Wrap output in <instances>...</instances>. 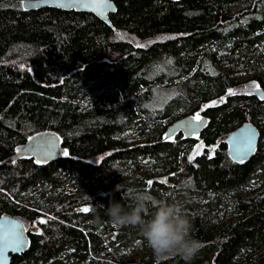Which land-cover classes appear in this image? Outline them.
Masks as SVG:
<instances>
[{
	"label": "trees",
	"instance_id": "trees-1",
	"mask_svg": "<svg viewBox=\"0 0 264 264\" xmlns=\"http://www.w3.org/2000/svg\"><path fill=\"white\" fill-rule=\"evenodd\" d=\"M23 1L0 0V217L29 238L11 264H156L106 212L135 191L182 201L203 245L161 264H264V101L236 90L264 87V0H111V26ZM197 114L200 136L164 140ZM245 123L260 140L241 163L227 138ZM41 134L59 136L56 161L18 155Z\"/></svg>",
	"mask_w": 264,
	"mask_h": 264
},
{
	"label": "water",
	"instance_id": "water-1",
	"mask_svg": "<svg viewBox=\"0 0 264 264\" xmlns=\"http://www.w3.org/2000/svg\"><path fill=\"white\" fill-rule=\"evenodd\" d=\"M180 2L181 0H170ZM25 10H38L41 8H56L64 11L90 13L111 26L110 15L117 11L111 0H25ZM247 92L246 90L244 91ZM258 99L264 101V87L260 86L249 91ZM195 117V116H193ZM193 117H185L174 122L166 131L164 140L172 139L182 134L185 139L200 136L208 124L206 117L195 121ZM168 137V139H166ZM260 133L252 123H245L234 130L228 137L229 152L233 160L248 161L258 148ZM62 143L56 134H41L34 138L22 150L24 156L35 158L40 163L56 161L61 155ZM19 236L23 243L16 246L14 241ZM29 245L28 231L20 220L10 217H0V264H11L14 256L24 253Z\"/></svg>",
	"mask_w": 264,
	"mask_h": 264
},
{
	"label": "clouds",
	"instance_id": "clouds-1",
	"mask_svg": "<svg viewBox=\"0 0 264 264\" xmlns=\"http://www.w3.org/2000/svg\"><path fill=\"white\" fill-rule=\"evenodd\" d=\"M118 186V189L119 190ZM123 199L125 203L112 200L106 208L110 221L118 226H137L151 249L156 264L173 256L190 262L203 247L192 236V222L184 211L182 201L155 200L151 195L135 191ZM155 211L149 215V205Z\"/></svg>",
	"mask_w": 264,
	"mask_h": 264
},
{
	"label": "rangeland",
	"instance_id": "rangeland-1",
	"mask_svg": "<svg viewBox=\"0 0 264 264\" xmlns=\"http://www.w3.org/2000/svg\"><path fill=\"white\" fill-rule=\"evenodd\" d=\"M122 34V33H121ZM125 38H127L128 40H130L131 42H133L134 44H142V45H146L147 43H149L148 41H141V40H139L138 38H136V37H134V36H127V37H125ZM254 76V74L253 75H248V76H240V79L241 80H244V79H246V78H250V77H253ZM254 85H259L257 82H255V81H251V82H248V83H243V84H241L236 90H238V91H245V90H252V89H255V88H257V87H255ZM259 87H260V85H259ZM21 151H22V148L20 149V151H19V156H21ZM204 151V145H203V143L202 142H200V143H198L197 144V146H196V148H195V150L193 151V153H192V156L194 157V156H196L197 154H200V153H202ZM101 158L100 157H97V158H89L88 160L89 161H95V162H97V161H99ZM35 228V227H34Z\"/></svg>",
	"mask_w": 264,
	"mask_h": 264
},
{
	"label": "snow or ice",
	"instance_id": "snow-or-ice-1",
	"mask_svg": "<svg viewBox=\"0 0 264 264\" xmlns=\"http://www.w3.org/2000/svg\"><path fill=\"white\" fill-rule=\"evenodd\" d=\"M104 2L106 3V0H104ZM137 47H145L146 45H142V44H137L136 45ZM169 63H171V61H169ZM255 87H257V88H259V85H254ZM229 95H235V93L234 92H232L231 90L229 91ZM210 106H214V105H210ZM193 119L195 120V121H200L201 120V117L199 116V114H197L195 117H193ZM166 139H168V137H166ZM214 151V150H213ZM65 155H67V152H65L64 153ZM189 159L191 160V159H194V157H189ZM39 162V161H38ZM238 162H243V160L241 159L240 161H238ZM149 184H151L152 183V181H149L148 182ZM161 183H166V181H161ZM81 211H84V212H87V211H90V209L89 208H83V209H81ZM40 223H47V221L46 220H43V219H41L40 221H39ZM14 243H15V245L16 246H20L22 243H23V241H22V239L19 237V236H17V238L15 239V241H14ZM0 251H3L2 249H0Z\"/></svg>",
	"mask_w": 264,
	"mask_h": 264
},
{
	"label": "bare ground",
	"instance_id": "bare-ground-1",
	"mask_svg": "<svg viewBox=\"0 0 264 264\" xmlns=\"http://www.w3.org/2000/svg\"><path fill=\"white\" fill-rule=\"evenodd\" d=\"M24 1H25V0H24ZM24 1H23V2H24ZM185 117H193V116H185ZM185 117H182V118H180V119H183V118H185ZM180 119H178V120H180ZM178 120H176V121H178ZM176 121H175V122H176ZM170 126H171V125H170ZM38 136H39V135H38ZM229 136H230V135H229ZM197 137H198V136H197ZM35 138H36V137H35ZM227 141H228V138H227ZM29 143H30V142H29ZM29 143H28V144H29ZM28 144H27V145H28ZM228 144H229V143H228ZM27 145H26V146H27ZM26 146H25V147H26ZM25 147H24V148H25ZM61 151H62V149H61Z\"/></svg>",
	"mask_w": 264,
	"mask_h": 264
}]
</instances>
